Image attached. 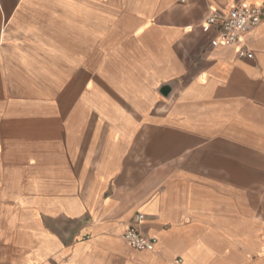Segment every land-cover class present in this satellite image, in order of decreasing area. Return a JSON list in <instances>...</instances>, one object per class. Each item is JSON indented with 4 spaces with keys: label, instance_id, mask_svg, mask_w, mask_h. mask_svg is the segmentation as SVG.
<instances>
[{
    "label": "crops",
    "instance_id": "crops-1",
    "mask_svg": "<svg viewBox=\"0 0 264 264\" xmlns=\"http://www.w3.org/2000/svg\"><path fill=\"white\" fill-rule=\"evenodd\" d=\"M262 1L0 0V264H264Z\"/></svg>",
    "mask_w": 264,
    "mask_h": 264
},
{
    "label": "built area",
    "instance_id": "built-area-1",
    "mask_svg": "<svg viewBox=\"0 0 264 264\" xmlns=\"http://www.w3.org/2000/svg\"><path fill=\"white\" fill-rule=\"evenodd\" d=\"M182 3L185 0H181ZM264 22V1L258 5L239 4L228 13H221L218 10L209 15L201 24L205 33L214 30L216 36L212 45L229 46L236 45V52L241 58L252 59L254 54L244 45V36ZM144 215L139 214L136 222L129 226L123 237L127 244L140 251H154L157 238L146 237L140 230Z\"/></svg>",
    "mask_w": 264,
    "mask_h": 264
},
{
    "label": "water",
    "instance_id": "water-1",
    "mask_svg": "<svg viewBox=\"0 0 264 264\" xmlns=\"http://www.w3.org/2000/svg\"><path fill=\"white\" fill-rule=\"evenodd\" d=\"M161 92L164 94V95H167L169 92H170V88L168 86H164L161 90Z\"/></svg>",
    "mask_w": 264,
    "mask_h": 264
}]
</instances>
